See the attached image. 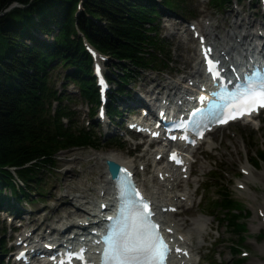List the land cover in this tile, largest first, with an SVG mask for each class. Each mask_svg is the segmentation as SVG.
Returning a JSON list of instances; mask_svg holds the SVG:
<instances>
[{
    "label": "trees",
    "instance_id": "16d2710c",
    "mask_svg": "<svg viewBox=\"0 0 264 264\" xmlns=\"http://www.w3.org/2000/svg\"><path fill=\"white\" fill-rule=\"evenodd\" d=\"M208 1L220 8L241 2ZM185 2L0 0V211L22 212L18 203L31 196L29 183L39 181L42 167L54 166L59 152L101 148L99 137L75 124L74 111L63 106L68 98L50 84L51 74L60 67L67 70L63 79L74 82L80 96L94 104L89 114L92 123L98 89L84 41L94 47L108 57L107 79L112 84L108 114L117 119L121 113L116 104L131 99L126 87L137 71L169 66L168 45L160 38L158 26L165 12L186 13ZM14 4L19 6L12 7ZM38 33L48 39L38 38ZM109 145L123 149L120 142ZM256 153L264 161V150ZM250 160L257 165L254 158ZM10 169L22 183L18 189ZM208 181L215 183L205 185L203 191L214 190L215 198L205 200L203 212L214 217L219 208L225 209L222 218H216L239 238L243 225L234 221L235 215L227 217L235 203L228 191L216 184L220 179L215 171ZM231 247L232 255L239 251ZM235 258L230 264H243Z\"/></svg>",
    "mask_w": 264,
    "mask_h": 264
},
{
    "label": "rangeland",
    "instance_id": "374dc122",
    "mask_svg": "<svg viewBox=\"0 0 264 264\" xmlns=\"http://www.w3.org/2000/svg\"><path fill=\"white\" fill-rule=\"evenodd\" d=\"M184 8L186 12L184 14L181 12H165L158 26L160 38L168 45L167 52H169V54L167 60L169 66L166 68L157 66L160 70L149 68L137 71L135 74L136 78L131 80L126 87V89L129 90L131 101L124 98L122 99L123 101L117 102L116 105H118L119 111L121 110V116L112 123L105 119L103 124H99L95 118L92 123L90 121L88 124V114L90 113L91 106H94V104L85 101L80 96L74 82L63 79V76L67 72L66 69L60 67L51 74L50 84H53L52 87L54 89L64 93L68 98L63 102V106L70 109V111H74L75 124H77L78 127L90 129V131L99 137L101 139V148L99 150L75 148L61 151L56 156L54 166L46 165L42 167L41 170H39V181H32L27 187L31 196L18 203L19 209H21V211L26 210L27 212V215H24L20 219L21 222L14 221L10 224L9 216L0 212V241H2L3 246V252H0V262H2V264H11L10 261H8V252H6V250L13 245L16 238L22 234V231L27 227L32 229L35 227V230L39 234L42 230H45L44 233L46 234L48 227L55 226L59 216L61 213L63 214V212L60 211L55 212V207L63 204L69 209L71 208V205H69L71 204L69 203L70 199L66 197L63 199L60 198L63 193V190H60L62 189L63 183L62 172L67 165L68 167H73L74 171L77 173H82L85 180L88 181L86 184L90 185L95 182L96 177L99 175L98 172L102 171L101 167L100 170L95 168L94 170L96 172L92 178L89 177L88 173L83 172L88 171V167L94 164L91 155L110 152L122 160H132L136 165H139L141 162L145 163V160L148 159V157L146 158L147 155L142 157L143 154L148 153L152 158L155 145L147 148L145 144H142L141 147L137 148L135 145L142 142V139L127 131L122 122L129 119L128 115H138V107L142 103H140L138 107L131 106L130 104V102L138 104L135 100L137 95L148 92L149 89H153L157 82L162 84L167 82L175 83L183 76L188 77L187 73L190 71V68H188L189 66L184 70V61L182 59L177 61L181 55L186 58L193 53L191 49L185 48L180 40L190 39L189 45L193 47L196 52L197 43L190 37L191 34L188 31V24H197L198 21H201L206 25H216L218 29L215 30V32L218 33L220 38H223L226 31L230 29V26L235 20L233 12L239 10L242 16L249 14L251 15V19H255L259 22L257 28H262L258 30V34L264 32V11H262L260 5H257V0H241L238 4L229 3L225 4L222 8L214 7L208 0H186ZM170 24H175L178 28V36L169 35ZM250 32L254 35H258L256 28L250 30ZM37 36L40 39H48L44 34L38 33ZM218 42L221 41L215 40V43ZM189 65H192V62H190ZM135 93L137 94L136 96ZM143 103L145 104V102ZM56 106V103H54L53 107L56 108ZM127 112L130 113L127 114ZM91 124L94 128L90 127ZM116 141L123 143V149L120 150L117 147L109 145ZM210 142L214 147L207 149L206 145ZM145 150L147 151L145 152ZM258 150H264V112L256 119L251 120L250 123L239 122L229 127L218 129L194 152L192 158L195 159V162L191 166L193 176L190 180H195L197 183H190L189 186L191 190H195L193 206L189 207V209H179L170 219L174 222L180 218L191 221L194 217L202 215L204 218L210 220V228L207 231L204 242L195 250L197 258L200 257L201 259L199 264H230L234 260L233 256L234 258L236 257L235 259H242L243 264H264V252L262 251L264 248V222L260 215L263 214L260 207H264V204H262L264 203V161L259 159L256 153ZM251 157L254 158L257 165H252L253 163L250 160ZM150 162L151 161L145 166V168H147L146 171L141 172L139 169L136 174L138 181L141 184H145V188L148 187V184L145 183L144 180L149 177L153 183L157 182L155 178L156 171H154V167L150 165ZM245 164L249 166L253 178L257 180L256 184L251 185V190H249L250 195L253 194L257 197V204L253 203V201H249L250 199L244 196L241 197L238 195L239 190L236 187L240 185L238 184L239 181L248 174L247 170L242 169V166ZM212 171H215L220 179L216 184L221 188H225L228 191L229 198L235 203L232 209H230L231 214L229 213L227 217L229 218L235 215L234 221L237 224L243 225L244 229L238 233L239 238L236 236L234 237L232 230L226 227L225 222L217 220L216 218H222V213L226 211L225 209L221 210L219 208L220 213L216 211L214 215L215 218L208 216L209 214L204 213L202 210V206L204 202H206L205 200L215 198L213 195L214 190L208 189L205 192L203 191L205 185H213V183H215L208 181ZM86 175L89 178H87ZM24 189L26 188L24 187ZM13 217L17 219V217ZM45 217L47 218V220L44 221L45 224L42 227H38ZM259 224L263 226L261 227ZM23 226H25V229L22 228ZM37 228L41 229L38 230ZM50 229L51 228H49V230ZM181 229L184 231L187 230V227L183 226ZM231 246L239 250L234 255L231 253ZM11 250L14 253L16 247H11ZM4 253H6L5 256Z\"/></svg>",
    "mask_w": 264,
    "mask_h": 264
},
{
    "label": "bare ground",
    "instance_id": "6f19581e",
    "mask_svg": "<svg viewBox=\"0 0 264 264\" xmlns=\"http://www.w3.org/2000/svg\"><path fill=\"white\" fill-rule=\"evenodd\" d=\"M233 17L235 20L230 26V29L226 31L223 38H220L218 33L215 32V30L218 29V26L213 24L206 25L201 21H198L197 23L198 32L201 33L202 37L207 38L208 44L217 48L215 49L217 55H221L223 53L224 56L231 55L232 57H235V52L239 51L240 48H242V45H244L241 44L242 41L247 43V41L250 42L252 38L258 37V35H254L252 32H250V30L256 28V32L258 34V30L262 28H257V24L259 22L255 19H251V15L248 14L242 16L241 11L239 10L233 12ZM169 27V35L178 36V28L175 26V24H170ZM188 31L191 35H193L190 30ZM215 40H219L221 42L216 44ZM180 41H182L181 43L185 46V48L191 49L193 51L191 56L185 58L181 55V57L177 59V61H180L181 59L184 61V70L187 69V66H189L188 68H190V71L187 73L188 77L183 76L175 83L167 82L162 84L157 82L154 88L149 89L148 92L141 93L140 95L135 93V96L137 95L135 100L138 104L146 101L149 105H152L153 103H156L158 96L164 95L170 100L172 97H174L176 100H183L185 97L183 92V89L186 88L185 85H188L189 81L196 82L201 78L202 71L200 69V62L198 61L197 53L194 51L193 47L189 45L190 39H184ZM238 60L239 58L235 57V66L238 69H241L244 66V62H239ZM190 62H192V65H189ZM154 97L155 101L153 100ZM105 119L107 118L104 115L103 119L99 121L104 122ZM135 122L136 121H130L131 124H134ZM143 144H145L147 148L149 146L155 145V148L152 158L148 153L143 154L142 157L147 155L146 158L148 157V159L145 160V163L141 162L139 165H136L132 160H122L110 152L91 155L94 164L88 167V171L83 172L88 173L89 177L92 178L96 172L94 170L95 168L100 170L101 167L102 171L98 172L99 175L97 174L98 177H96L95 182L91 183L90 185L86 184L88 181L85 180V177L82 175V173H77L74 171L73 167H68L67 165V167L62 172L63 183L62 189L60 190H63V193L61 194L60 198L63 199L66 197L70 199L69 203L71 204L69 205H71V208L69 209L63 204L55 207V212L60 211L63 212V214L61 213L55 226L48 227L46 234L44 233L45 230H42L39 234L35 230V227L33 229L30 227L25 229V226H23L22 228L25 230L20 235L19 240L21 247L16 251V254H18L20 251H26L24 247H22L26 241H30L32 246L29 248V250L32 249L34 253H39L45 249V243L50 245L54 243V240L50 234H53L57 241L64 238L65 235L68 237L70 236L71 238H77L81 233V230H85V228L88 227L82 223V221H85L84 219H86L87 216L92 215L91 217L96 218V215L100 212L99 207L102 202L106 203L108 206L112 205V183L106 170V161L115 162L119 166L124 165L130 167L135 174H137L139 169L141 172L146 171L147 168H145V166L149 164V161H151L150 165L154 167V171H156L155 178L157 179V182L153 183L150 177L144 180V182L148 184V187L146 186L148 188L147 189L145 188V184H141L138 180L137 181L141 188L144 189L147 197L152 201L154 210L156 212V220L161 222L164 227L163 229L169 234V237L172 238L175 247L181 251L180 254L171 258L170 264H199L197 263V253L195 250L202 245V242H204L207 231L210 228V220L204 218L202 215L194 217L191 221L185 218H180L174 222L170 219V217L176 214L179 209H189V207L193 206L195 190H191L189 186L190 183L197 182H195V180H190V178L193 176V171L191 168L192 165H190V168H186V170H188L186 173L182 172L183 168L185 167L173 169L172 166L167 162L168 154L164 152V146H159L160 143H157L156 141H153L150 144L143 142ZM213 147L214 145L211 142L206 145L207 149H211ZM146 151L147 150H145V152ZM194 152L195 151L191 152V158ZM159 155L161 156L160 160L162 162L160 160L156 161V157ZM242 169L247 170L248 174L244 176L241 181H239L238 184L240 185L236 187L239 190L238 195L241 197L244 196L250 199L249 201H253V203L257 204V197L253 194L250 195L249 192V190H251L250 186L256 184L257 180L253 178L252 172L250 171V168L247 164L243 165ZM89 177L87 176V178ZM260 208L262 210L261 212H263L264 218V207ZM106 217L108 216H102L103 220H106ZM46 220L47 218L45 217L40 222L38 227H42L45 224L44 221ZM183 226L187 227V230L182 231L181 227ZM259 226L262 227L263 225L259 224ZM70 227H77V229ZM49 228L51 229L49 230ZM35 234L36 237H32ZM82 236L79 237L84 239L87 238L88 235L86 234ZM47 240H51L52 242ZM12 247H16V245H12ZM262 251L264 252V248ZM30 261L32 263L36 262V264L39 263V260L37 261L36 254L30 256ZM52 264L56 263L53 262Z\"/></svg>",
    "mask_w": 264,
    "mask_h": 264
},
{
    "label": "snow or ice",
    "instance_id": "6c2138e0",
    "mask_svg": "<svg viewBox=\"0 0 264 264\" xmlns=\"http://www.w3.org/2000/svg\"><path fill=\"white\" fill-rule=\"evenodd\" d=\"M245 83L246 87L242 90L221 95L222 106L215 102L210 104V111L219 109L220 123L251 115L264 108V77L259 83L249 77ZM200 99L203 101L205 98ZM170 159L175 160V155ZM119 171L124 173L126 180H130L126 170ZM119 191L122 205L117 217H109L112 225L102 238L105 247L101 264H166L170 250L158 226L151 222L149 205L142 200L134 185L121 182Z\"/></svg>",
    "mask_w": 264,
    "mask_h": 264
},
{
    "label": "water",
    "instance_id": "95a60500",
    "mask_svg": "<svg viewBox=\"0 0 264 264\" xmlns=\"http://www.w3.org/2000/svg\"><path fill=\"white\" fill-rule=\"evenodd\" d=\"M18 6H19L18 4H14L12 7H18ZM106 166H107V171L110 174L111 178L114 179L118 173L119 165L112 161H107Z\"/></svg>",
    "mask_w": 264,
    "mask_h": 264
}]
</instances>
